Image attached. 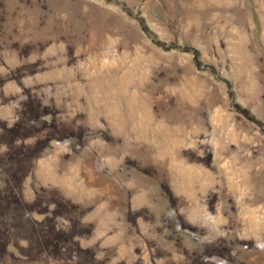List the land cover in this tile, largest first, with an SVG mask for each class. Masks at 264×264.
<instances>
[{
  "label": "rangeland",
  "instance_id": "374dc122",
  "mask_svg": "<svg viewBox=\"0 0 264 264\" xmlns=\"http://www.w3.org/2000/svg\"><path fill=\"white\" fill-rule=\"evenodd\" d=\"M10 190L0 264H264V0H0Z\"/></svg>",
  "mask_w": 264,
  "mask_h": 264
},
{
  "label": "trees",
  "instance_id": "16d2710c",
  "mask_svg": "<svg viewBox=\"0 0 264 264\" xmlns=\"http://www.w3.org/2000/svg\"><path fill=\"white\" fill-rule=\"evenodd\" d=\"M18 197L16 196L12 190H10L6 196H4V199L2 200V198L0 197V207H8V204H3L2 202H7V203H12V202H16L18 201ZM17 204V202H16ZM10 207V206H9ZM2 213L0 211V218ZM1 222V221H0ZM3 223V222H1ZM8 226H4L2 229H0V253H5L8 247V243L10 242V234L9 231H7Z\"/></svg>",
  "mask_w": 264,
  "mask_h": 264
},
{
  "label": "water",
  "instance_id": "95a60500",
  "mask_svg": "<svg viewBox=\"0 0 264 264\" xmlns=\"http://www.w3.org/2000/svg\"><path fill=\"white\" fill-rule=\"evenodd\" d=\"M122 3V2H121Z\"/></svg>",
  "mask_w": 264,
  "mask_h": 264
}]
</instances>
